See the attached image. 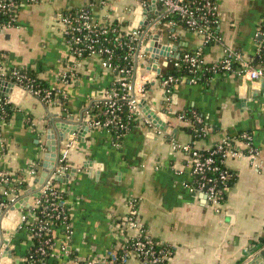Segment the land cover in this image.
Returning a JSON list of instances; mask_svg holds the SVG:
<instances>
[{
    "label": "crops",
    "instance_id": "0c3cea01",
    "mask_svg": "<svg viewBox=\"0 0 264 264\" xmlns=\"http://www.w3.org/2000/svg\"><path fill=\"white\" fill-rule=\"evenodd\" d=\"M214 1L219 42L203 44L200 37L178 24L173 29L178 50L200 49L208 65L221 60L225 51H234L258 66L264 0ZM89 4L92 19L98 23L117 22L125 29L131 23L147 21L148 16L140 20L134 13L136 0H26L15 27L0 33L2 69L33 70L39 80L66 95L65 109L58 110L25 93L0 123V170L15 178L29 182L31 165L36 171L34 178H38L46 133L57 115L69 124L72 119L80 122L90 103L100 99L116 79L99 57L90 56L71 65L72 83L57 84V74L65 69L68 55L57 15ZM167 97L158 82L150 83L144 93L149 108L162 114L175 133L150 138L147 128L138 124L119 138L108 129H89L83 138L67 135L60 142L61 151L73 141L64 165L68 179L53 182L64 192L62 205L73 231L71 250L77 259L88 260L132 237L135 231H120L111 221L124 217L127 203L136 200L145 233L171 248L169 264H246L259 258L264 253V94L258 83L222 72L201 82L181 81L172 87L169 101ZM179 112L194 114L205 125L206 135L192 137L186 131L190 120H179L175 116ZM242 134L251 136L258 155L253 162L246 158L225 160L235 179L216 212L202 197L186 191L190 159L173 150L171 141L205 151L228 138L234 141L236 151H244ZM26 191L35 194L38 189L27 183ZM33 202L30 196L29 205ZM10 232L11 264H22L31 241L25 230ZM55 235L59 237L58 231ZM51 258L47 264H67L64 259ZM126 264L140 262L131 256ZM259 264H264V256Z\"/></svg>",
    "mask_w": 264,
    "mask_h": 264
},
{
    "label": "built area",
    "instance_id": "2783aa9c",
    "mask_svg": "<svg viewBox=\"0 0 264 264\" xmlns=\"http://www.w3.org/2000/svg\"><path fill=\"white\" fill-rule=\"evenodd\" d=\"M136 1L134 13L139 9V13L135 14L140 20L148 16L146 24L137 25L136 28L121 27L117 30L113 22L93 21L91 4L68 9L57 15L60 33L68 48L65 69L57 74V84L72 83L75 75L71 65L90 56L99 57L103 67L116 74L115 81L102 92L100 99L90 103L84 117V123L89 129H108L119 138L132 127L141 124L147 128L148 137H163L165 132L147 118L141 109L142 100H145L144 93L153 79L168 96L167 101L174 85L184 80L196 83V77L205 73L211 76L222 72L235 73L243 80L258 83L264 94V59L258 66H253L240 53L225 51L221 60L208 65L204 62L200 49L191 52L178 50L173 31L178 24L200 37L203 44L219 42L218 13L214 0ZM25 3L26 0H0V33L15 27L19 9ZM149 7L154 9L144 16L142 11ZM155 11L157 14L154 15ZM261 26L262 43L258 53L264 50V17ZM124 48L128 51L129 65H114V50ZM162 48L168 49L167 56H159ZM176 53L178 57H175ZM154 56L158 59L154 60ZM153 66L159 71L158 74L152 70ZM172 71L179 73L173 74ZM0 81L12 83L50 108L65 109L66 95L61 89L54 86L41 88L20 69L4 70L0 67ZM13 106L8 97L0 96V123H4L9 117L7 110ZM160 115L162 114H159V120ZM176 115L179 120L184 121L182 112L175 113ZM195 133V137H201L206 135L207 129ZM240 140L244 151H236L234 141L228 138L205 151H197L190 145L171 141L173 150L183 152L190 159V181L185 186L186 191L202 197L204 204L216 212L221 207L229 184L235 178L234 173L226 167L225 160L246 158L253 162L258 155L249 134H242ZM72 142L71 140L59 152L61 169L66 168L64 165ZM35 174L34 165H31L27 177L34 178ZM22 181L23 179L0 170V215L27 193L26 190L19 189ZM53 182L50 177L42 186L39 197L34 198L31 208L20 211L17 216L15 230H25L31 241L29 251L32 252L25 258L27 262L30 260L29 264H47L51 257L64 259L67 264H126L131 256L136 257L140 264H169L171 255L162 249L163 244L151 239L140 224L136 200L127 203L128 212L124 217L111 221L114 228L120 231L133 230L135 234L117 247H111L102 256H94L88 260L77 259L71 250L73 231L69 214L62 205L64 192L57 189ZM8 220L12 225L9 217ZM57 231L59 237L55 235ZM10 236V231L7 235H1L5 241L1 245V253L11 245ZM56 250L58 253H55ZM35 256L48 258L46 261L43 259L36 262Z\"/></svg>",
    "mask_w": 264,
    "mask_h": 264
},
{
    "label": "water",
    "instance_id": "95a60500",
    "mask_svg": "<svg viewBox=\"0 0 264 264\" xmlns=\"http://www.w3.org/2000/svg\"><path fill=\"white\" fill-rule=\"evenodd\" d=\"M153 8H147L142 11L143 15H147V13L152 10ZM135 13H139V9L135 11ZM155 14L157 12L155 11ZM135 20H138V17L135 18ZM143 24V23H140ZM144 23L143 25H145ZM135 23H131L129 25V29L131 27L136 28ZM168 49L162 48V50L159 52V56H167ZM175 57H178V54H175ZM154 60H157L158 57L154 56ZM153 71H155L157 74L159 71L153 66ZM155 79L152 80L151 83L154 84ZM25 95L24 90L18 88L17 86H14L12 83L0 81V96L1 97H8L9 100L16 106L19 105L21 98ZM141 109L142 112L146 115L147 118L151 119L153 123H156V125L159 127L160 130L164 131L165 133L170 134L171 132L175 133V131L168 126V121H166L161 116V119L159 120V115H157L154 111H152L149 106L147 105L146 100H142L141 103ZM58 130V134H55V131ZM89 131L88 126L84 123V118H81L80 122L75 123L73 122V119L71 120V123L67 122L66 120L60 119L57 115L56 120L54 121L53 125L48 127L47 133H46V152L44 154V159L42 161L41 165V175L38 178H31L28 182V186H35L36 189H38L37 193L33 194L27 191L26 195L19 199L17 202H15L11 207L7 209L5 213L0 215V249L1 245L3 244V238L1 235H7L9 231H14L16 228V220L18 213L24 209H30L31 206L29 205V199L30 196L33 198H37L40 195V191L44 183L52 177L54 182L58 183H65L68 179V175L66 173V170L63 168H60V164L58 162L59 158V152H60V142L64 141L68 136L77 135L80 138H83V136L86 134V132ZM173 137V135H172ZM56 141L58 143V146L56 147ZM75 171L72 170V174H74ZM8 217L11 219L8 220ZM5 244V243H4ZM1 253L0 250V264H11L12 262V252H13V246L10 245L9 247H5V249ZM264 253L259 257H263ZM259 258H256L254 260L248 261L246 264H259Z\"/></svg>",
    "mask_w": 264,
    "mask_h": 264
},
{
    "label": "trees",
    "instance_id": "16d2710c",
    "mask_svg": "<svg viewBox=\"0 0 264 264\" xmlns=\"http://www.w3.org/2000/svg\"><path fill=\"white\" fill-rule=\"evenodd\" d=\"M113 26L119 30L122 25H120L119 23L117 22H113ZM112 37V35H111ZM112 44V43H111ZM112 47V46H111ZM114 56H113V64L114 65H119V67H124V66H128L129 65V60H128V51L124 48V49H115L114 50ZM258 57V60L259 62L261 60L264 59V50H262L261 52L258 53L257 55ZM21 72H23L24 74H26L28 77L34 79V81L36 82V85H38L39 87L41 88H50L52 87L51 85H48L44 82H42L41 80H39L36 76V74L33 72V70H28V69H20ZM173 74H177L179 72H176V71H172ZM211 75L210 74H201L199 75L198 77H196L197 79V82H201L205 79H207L208 77H210ZM5 98V97H3ZM64 101L66 102V99H64ZM15 107L13 106L12 108L8 109V114L10 115L12 113V111H14ZM183 113V112H182ZM184 120H187L189 119L190 120V126L186 128V131H188L190 133V135L194 138H199V137H195V131H198L200 132L201 129H204L205 128V125H203L198 119H195V115L194 114H190L188 112H184ZM7 120V119H6ZM235 175V174H234ZM235 177V176H234ZM235 179V178H234ZM234 182V180L229 184V186ZM27 181H22L21 185L19 186V189L21 190H26L27 189ZM264 242V241H263ZM162 249L168 253L169 255L172 254V250L170 247L166 246V245H163L162 246ZM32 252V250H30L28 253ZM28 256V255H27ZM48 258V257H47ZM47 258H39V257H36L35 256V259H37L36 262H40L39 260H47ZM30 263V260L27 261H24L22 264H29ZM36 264V263H34Z\"/></svg>",
    "mask_w": 264,
    "mask_h": 264
}]
</instances>
